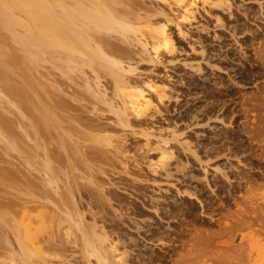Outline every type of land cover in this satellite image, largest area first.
<instances>
[{
  "label": "bare ground",
  "instance_id": "bare-ground-1",
  "mask_svg": "<svg viewBox=\"0 0 264 264\" xmlns=\"http://www.w3.org/2000/svg\"><path fill=\"white\" fill-rule=\"evenodd\" d=\"M180 1L183 2L184 0ZM180 1L176 3L180 4ZM17 2L19 3V1ZM221 2L224 3V1ZM228 2L226 1V3ZM44 3L43 12L46 26L43 32L47 38L43 42L45 49L43 48L44 53L42 58H40L41 61L38 59L40 68L39 66L35 67L33 60H35L36 56L32 52L28 54L29 62L25 63L26 66H23V72L21 69L22 65L18 59V53L15 54L14 52L11 56L14 64L10 80L11 87H7L6 89L0 87V264H67V262L68 264H155L153 263L155 261L153 257L151 255L148 256L145 250L148 248L147 240L164 241V238L160 234V232L163 233V225L158 220H166L168 227H172V223L183 227V229L181 228V232H179L180 238H175L174 240V237L172 238L175 243L171 245L172 247L170 246V252H173L177 246H180L178 242L183 244L184 239H181L182 233L185 234L187 233L186 231L190 230L191 226H188L190 224L188 217H186V213L190 212L187 211L185 213L183 211L180 214L176 212L177 210L175 209L177 207L175 208L176 201L174 200L176 198H174V195L170 196L171 198L169 196H157L154 192L151 193L153 188L148 193L144 186H142V183L140 184L143 180L141 178L140 180L133 178L132 180H135L133 184H128L133 190L131 197L133 196L134 199L125 201V205L122 204L121 209H111L115 207L113 205V201L116 200L114 186L118 182H115L113 177H110V166L115 162V157H118L119 153H123L120 149H123L125 146L120 148L122 143L119 146V141L117 140L119 136H116L115 139V135L103 134L106 133L109 125L112 123L105 121L107 120L106 116H108L107 113H113L116 116H114L115 121L112 119L114 121L112 125H115L116 122V126L119 124L122 128H125L124 130H127L129 127L131 128L130 120L132 122V117L139 116L141 120H144L148 109L152 107L153 99L151 100L150 98L148 100V95L146 94L149 92H153L155 93L154 96H157L158 104L154 103L157 105L155 108L158 114H161L163 111H167L169 114L172 113V110L183 113L181 108L188 112L187 108L192 105L191 103H198L203 98L206 99L205 95L198 92L201 89V82H209L214 86L217 85V82L215 83L217 78L210 71H206L200 61L198 64L186 62V66L192 72L189 79L193 81L188 82L185 77L184 79L181 78L182 83L180 85H185H181L183 89H179L176 83L174 88L168 89L169 85L164 82L163 78L154 77L157 73L154 75L153 72L158 69L150 72L152 64L162 63L157 60V54L159 52L161 54L163 48L169 49L168 52L173 53L177 47L175 48L176 45H174L172 37L168 35V26L166 25L168 22H162L161 26H159L161 23L157 24V19V23L154 22V18L160 12L157 9L149 7L148 0H44ZM192 3L194 4V1ZM188 5L191 4L189 3ZM227 6L231 7V5ZM186 7L187 14H189V11H193L192 8L191 10L189 9L190 6ZM18 8L20 7L18 6ZM230 9L228 10L230 11ZM249 10V8H245L244 14L252 16L253 12ZM185 17L193 18L192 15ZM52 20L57 21L56 35L55 32L52 35L50 29ZM34 21L36 22V20ZM35 29L37 30V28ZM179 32L185 35L184 32ZM234 42L235 45L238 44L236 40ZM196 44L198 45V43ZM195 45L193 44L191 51L193 53L197 51V55H201V51H198ZM233 45L234 43H228L227 47L229 46L230 48H228L231 49L234 47ZM216 47L209 54H202L203 57L201 59L207 62L209 70L219 67L212 64L213 60L226 61L228 58L227 55L221 53L222 46H220V49ZM146 63L152 65L150 67L151 70L148 68L147 72L145 71L146 69L143 70L140 67V65L143 66L142 64ZM20 69L22 72H20ZM193 74H195L194 77ZM3 99H6L7 102ZM5 103L9 104L5 105L6 107H1ZM161 105H165L163 111H161ZM101 106H105V109ZM184 106L187 108L185 109ZM195 106L193 110L195 116H193L191 124L189 125L188 123L186 125L187 128H191L194 125L198 127L202 123V121L200 123V121L196 120L199 119L204 110H201L202 106ZM167 112L165 115H167ZM148 115L149 113L146 116ZM137 120L140 119L137 118ZM102 121L107 123H104L106 124L105 126L101 124L103 127L100 125V123H103ZM164 121L167 123V117ZM145 123L147 125L146 121ZM140 124L142 126V123ZM155 125H157L156 122ZM171 125L173 126V124ZM148 126H151V122ZM148 126L146 127L148 131L151 132L152 130L153 132L154 125L150 130ZM175 126H177V123ZM205 127L207 126L205 125ZM146 128L144 127L143 129ZM159 129L157 131L160 134L162 133V128ZM140 131L137 130L139 134ZM168 136L170 137L169 139H174V142L181 143L180 140H184L180 139L177 131H171ZM205 136L203 133L199 134L200 141L194 142V145L189 144L188 138L186 140L188 143L181 144L185 149H192L200 162H203L199 156L201 150L204 151L206 149V157L207 152L213 149V146H209L211 142L202 140L205 139ZM209 138L216 139L217 137L215 134V136L211 135ZM126 141L124 142L127 143ZM155 141L153 142L156 146L152 145V147H154V150L161 151V153L159 152L161 157L158 155V161H154L153 159L151 161V158H149L151 163L149 162L150 165L148 166L154 168L156 172L162 169L165 170L167 176H174L171 173L173 172L171 166L173 167V164H176L177 167L174 168L177 171H174L176 173L180 171L182 175L174 176V179L186 187H183L182 194L188 195L189 198L200 200V194L203 190L201 183L203 182L202 180H205L208 184L207 175L202 179L196 175L194 176L193 173L191 174L188 171L190 169L182 171L180 166L184 165L183 167H185L189 165V162L186 164V160L184 163L182 157L176 156L175 148L171 144L172 141H165L161 147H158L159 144H156L157 141ZM148 146L149 144L147 148ZM181 149L179 150L180 152ZM147 150L151 152V149L149 150L148 148ZM157 151L155 150L156 153ZM188 153L190 154V152ZM126 157L128 156H125V159ZM221 170L218 168L213 170L212 176L214 181L218 182L220 177H227L229 175H227V172ZM123 183L121 184L125 187L124 184L127 183ZM118 184L117 187H122L121 184V186ZM217 186L219 185L217 184ZM159 187L157 186V189ZM235 187L231 185L228 193H235L233 191ZM131 188L126 186L125 190L127 189L131 192ZM161 189L163 188L161 187ZM235 189L237 191V188ZM167 194H169V191ZM178 194L180 195V190ZM139 201H142L141 204L146 205L148 208L142 207L138 203ZM203 201L200 200V206L204 209L206 206H204ZM208 208L211 209V212L212 210L214 212L216 209L213 204H209ZM111 211L125 224L134 226L138 231V237L124 238L125 233L123 237L120 235L122 234L120 230V234L115 232L118 227V224L116 225L115 222L113 228H116V230L111 227L112 231L108 223V215ZM215 212L217 213V211ZM151 213H155V216ZM243 215H245L244 212ZM243 215L242 218L239 217V220L235 216L236 221L231 217L232 221H235L234 223L236 224L232 223L233 226H231L229 222L226 223L225 228L224 226L222 227L226 231L225 234L229 233V231L230 233L231 231L238 232L239 230L249 228L245 226L253 228L252 225L256 219L253 221L254 218L250 216L252 218L250 220L248 218L249 215L246 213L248 221ZM218 221L220 222V220ZM109 228L110 232L112 231L113 235L115 234L117 237H111ZM262 228L264 230V226ZM200 233L199 235H201ZM166 236L170 237L169 234ZM208 236H201V238L199 236L198 243L195 241L198 245H204V248L200 249L202 256L204 253V257L208 254L205 250L207 248L211 249L209 247L216 241L215 235ZM218 236L220 238V235ZM236 239L238 240V237L233 240ZM141 240H145L143 246L141 245ZM211 240H214L213 243H211ZM221 243L219 241L214 244L215 249L220 247L221 245L219 244ZM69 244L75 246L74 253L71 255L70 252L69 254L67 252ZM130 244H132V247L135 246L137 252L131 249L132 247L128 248ZM123 245L124 249H122L123 247L121 248ZM220 248L218 249L220 250ZM230 248L232 251V247ZM167 254L169 253L167 252L164 256H167ZM234 255L232 256L234 257ZM133 258L136 259L135 262H132ZM230 261V264H241L240 259L238 261Z\"/></svg>",
  "mask_w": 264,
  "mask_h": 264
},
{
  "label": "rangeland",
  "instance_id": "rangeland-1",
  "mask_svg": "<svg viewBox=\"0 0 264 264\" xmlns=\"http://www.w3.org/2000/svg\"><path fill=\"white\" fill-rule=\"evenodd\" d=\"M17 1H19V3ZM154 1L155 0H148V4H149L148 6L151 8L157 9L158 12H160L159 15H157L158 18L157 16L154 18L155 20L154 22L157 23L158 21L157 23L158 25L159 23H161L159 26L163 24L162 22L164 23L168 22V24H166L168 26L167 27L168 35L172 37L174 45H176L175 48L176 47L177 48H176V51H174L173 53L171 52L169 53L168 52L169 49L166 50V48L162 47L163 48V49L161 48L162 51L160 50L161 54L160 52L157 54L159 56V58L157 56V60L161 61L162 62L161 64H155V65L152 64L154 67L156 66L155 68L150 63H146L147 65L142 64L143 66L140 65V67L143 68V70L146 69L145 70L146 72L148 71V68L150 69L151 66H152L151 67L152 70L150 69L151 70L150 72H153L155 69H158L153 72L154 75L155 73H157V75L155 76L153 75V76L155 78L156 77L163 78V80H165L164 82H166V84L169 85L167 87L168 89L174 88L176 84L178 85L177 87L179 89H183V87L181 88V85L182 86H185V85L183 84L180 85V83H182L181 78L184 79L185 77L186 81L188 82L189 81L191 82L192 80V79H189L192 75L191 74L192 72L186 66V64L187 63L198 64L200 61L202 62L205 70L210 71L215 76V78H217V80L215 81V83L217 82L216 83L217 85L213 86L209 82L207 83L201 82V89L198 92L205 95L207 100L203 98L204 100V101L202 100L203 102L202 101L198 103L196 102L197 104L193 102L194 104L191 103L192 105H190V107L188 108L184 106V108L185 109L187 108V111L188 110L189 111L186 112L183 110V108H181L183 113H179V111L174 112L172 110V113L168 114L167 111H163L165 108V105H161L160 108H162L161 111L163 112L161 113L162 115L160 113L158 114L155 108V106H157L156 104H158L157 98H156L157 96H154L155 93L153 92L152 93L149 92L150 94L146 93L148 95L147 96L148 100L150 98L151 100L153 99L152 107L148 109L149 117L146 116L148 114L147 113L144 116V120L142 119L143 120L142 121L141 117L139 116L134 117L133 116L134 114L131 115L133 116L132 117L133 119L130 117L132 119V122L130 120L131 128L127 127L128 128V129L126 128L127 130H124L125 128L124 127L122 128V126L119 124H117L116 126V122H115V125L114 124L112 125V123L115 121L114 116L116 115L113 113H107L109 117L106 116L107 120L105 121L107 123L108 121L112 123L111 125H109V128L107 130L108 132L106 131V133H103V134H106V135L108 134L112 136L115 135L114 138L116 136H119L117 137V140L119 141V146H121V143H122V146L120 148H123L125 146L123 149H120L122 150L121 152L123 153H119L118 157H115L114 163L112 161L114 166L112 164L111 166L109 165L111 168L109 172L110 177H113L114 181L115 182L117 181L119 183V184L117 183L119 186H121L122 185L121 183L123 182L127 183V184L123 183L125 187L123 185L122 187H117V184L114 186L116 200H114L115 202L113 201L114 203L113 205L115 207L114 208L112 207L111 209L112 210H114L115 208L121 209L122 206L125 205L124 204L125 201H128V200L130 201L134 199L133 196L131 197L133 190L129 185L133 184V182L135 181V180H132L133 178L134 179L136 178L139 180L141 178L143 180L142 182H140V184L142 183V186H144L145 190L148 193H150V191L153 188L154 191L152 190L151 193L154 192V194H156L157 196H163V197L171 196L172 197L174 195L175 196L174 198H176L174 199L176 201L175 208L177 207L175 209L177 210L176 212L179 214L183 211L185 213L187 211L190 212V213L188 212L186 213V217H188L189 224H190L188 226H191L192 228L190 227V230L186 231L187 233L185 234L182 233L183 236L181 237V239L183 238L185 243L183 241V244H184L183 245L181 242H178L180 246H177L176 250L173 252H170V246L174 245L175 242L173 240L175 238L176 239L180 238L179 232H181L183 227L176 226L177 224H174V223H172V227H168L166 220H158L159 223L161 221L160 224L163 225L162 230L164 234L162 232H160V234L162 238H164V241L162 242L158 240H156L157 242L151 241V240L146 241L148 248L145 250V252H147L148 256L151 255L153 257V260L156 261V262L154 261L153 263L155 264H161V263L162 264H179V263L182 264L184 262L183 264H194V263L195 264H230L231 262L230 260L238 261L240 259L241 264L243 261H244L243 264L244 263L264 264V230L262 228L264 226V222H263L264 220L263 219L264 218V0H193L194 4L192 3L193 2L192 0H188L191 5H188L189 3L187 0H184L185 2L184 1L182 2L180 0H176V1L174 0L175 2L173 0L172 1L171 0H167V1L166 0H156V2ZM178 1H180V4H177ZM221 1H224V3ZM226 1L227 2L229 1L228 2L229 4L226 3ZM149 2H152V3H149ZM44 4H45L44 0H13V1L12 0H0V47H1L0 48V51H1L0 52L1 53L0 54V69H1L0 70V87H3L5 89L7 87L8 88L11 87L10 80H11L12 70L14 68V64H13V60L11 56L14 54V52L15 54L18 53V56H19L18 59L22 65L21 69L23 72H24L23 66H26L25 63L27 64L29 62L28 54L32 52L36 56L35 60H33V63L35 67L39 66L40 68V62L38 63V59L42 58V55L44 53L43 48L45 49V45L43 42H45L44 40L47 38L46 34H44L43 32L46 26V22H45L46 19H45L44 12H43ZM192 4L194 7L192 6ZM227 5H231V7ZM18 6L20 8H18ZM186 6H190L189 7L190 10L191 8L193 9V11L191 12L188 9L189 14L192 12L194 13V14L193 13L191 14L193 17L192 19L189 17L188 18L185 17L187 15L191 16L187 14ZM245 8H249L250 9L249 11L253 12L252 16H248L247 14L246 15L244 14ZM160 9H162L163 11L161 10L162 11L161 12ZM228 9H230V11ZM184 12L187 15H185ZM217 17H219V19H217ZM34 20H36L37 23ZM218 20L220 23L217 22ZM157 24L156 26H158ZM35 28H37V30ZM56 28H57V21L52 20V23L50 26L52 35L54 34V32L56 35V31H55ZM11 30L13 31L11 32ZM179 31L184 32L185 35L180 34ZM4 32L6 33L8 32L7 35ZM215 35L217 36L216 38H215ZM234 40H236L238 44L235 45ZM196 43H198V45ZM228 43L230 44L234 43L233 45L234 47L229 49L230 47L229 46H228L229 48L227 47ZM193 44L194 45L196 44L195 46L197 47L198 51H201L202 54L204 53L206 55L209 54L210 51L215 49L216 46H217L216 48H219V49H220V46H222L223 48L221 49L222 50L221 53L227 55L228 58L226 59V61L215 60L216 61L215 62L213 60L212 64L215 65L216 67L217 66L219 67L215 69L212 68V70H209V68L207 67L208 65L207 62L201 59L203 55L202 54L197 55V51L194 53L191 51ZM199 44L202 45L204 49L202 48V46L200 48ZM198 54L200 53L198 52ZM21 69H20V72H22ZM1 75H3L4 77ZM194 76L195 74H193V77ZM158 83L162 84L161 82H158ZM154 97L156 98V100ZM3 100L7 102L6 99H3ZM154 102H156V104ZM8 104L9 103H5L4 105L2 104L1 107H6ZM195 105L202 106L201 110L202 111L204 110L203 114L200 115L198 120H196V121H200V123L202 121V123L198 127L194 125L191 128L190 127L187 128L186 125H188V123L190 125L192 122L191 120H193V116H195V112L193 113V110L196 108ZM101 107L105 109V106H101ZM106 110H107V107H106ZM166 112H167V115H165ZM150 116L155 121L152 120ZM166 117L168 120L167 123L165 122L166 120L164 121ZM137 118L140 120H137ZM112 119L114 121H112ZM105 121L104 122L102 121L103 123H100V125L103 124V126H105L107 124ZM145 121L147 122V125L146 123L144 124ZM139 122L142 123L143 127L140 126L141 124ZM150 122H151V126H150L151 128L148 126L150 125ZM155 122L157 125H155ZM175 122L177 123V126H175L176 125ZM169 123L173 124V126ZM153 125H154V128H153ZM205 125L207 127H205ZM147 126L149 130L153 128L155 130V131L153 130V132H155L157 135L153 133L152 130L151 132H149L148 129L146 128ZM168 126L170 127L171 131L178 132L180 139H184V140H180L181 143H178L177 141L174 142V139L173 140L169 139L170 137L168 136V134L171 131L170 129H168L169 128ZM144 127L147 130L143 129ZM159 128H162L161 129L162 133L166 131L165 132L166 134L165 133H164L165 135L162 133L159 134V132L157 131V129ZM175 128H177L179 131ZM216 128H218L219 130ZM137 130H141L140 134L137 132ZM135 133L136 134L138 133V134L136 135ZM202 133L206 135L205 139H202V140L206 142H211L209 146L211 147L213 146L212 147L213 152L210 150V152H207L206 157H205L206 149L204 151L201 150L199 156L202 158L201 160H203V162L202 161L200 162L194 155L192 149H187V148L185 149L181 144L188 143L186 141L188 138V141H190L189 144L194 145V142L196 143L197 141H200L199 140L200 138L198 137V135ZM215 134L217 137L216 139L209 138L211 137V135L215 136ZM169 140L170 142L171 141L173 142V143L171 142V144H172V147L175 148L173 149L174 151H176V154H177L176 156L182 157V160L184 159L183 160L184 163L187 161L186 164L189 162L188 163L189 165L187 166H190L191 168L190 167L187 168V166L183 167L184 165L180 166L182 171H184L185 169L186 170L190 169L188 171L191 174L193 173L194 176L196 175L198 176V178H202V179L205 178V175H207L208 184H207V181L202 180L203 182L201 183V186L203 190H202V193L200 194V197H201L200 200L201 201L205 200L203 201V203L205 204L204 206H206L204 209L202 206H200L201 203L199 199L189 198L188 195L182 194L183 189L186 187L179 184L177 181H175L176 179H174V176L182 175V172L180 173V171H178L179 173H176L174 171V170L177 171V169L174 168V167H177L176 164H173L174 165L173 167L171 166V168H173V172L171 173H173L174 176H169V175L167 176L165 173V170L158 169L160 173L162 174L161 175L159 171L156 172L154 168H151L150 166H148L150 165L152 159L154 161L155 160L158 161V155L161 157V154H159V152L161 153V151H157V149H155L158 153L157 154L154 150V147H152V145L153 146L155 145L153 141H155L156 144L157 143L159 144L158 147H161L165 143V141H169ZM124 141H126L127 143H125ZM148 141H151V142H148ZM147 142L149 146L153 148L152 149L148 146L149 150L151 149V152L147 150L148 149L147 148L148 144L146 145ZM180 149H181V152L179 151ZM188 152H190V154ZM122 154L123 156L125 155L128 157H126L125 159V156L123 157ZM202 155L204 158L202 157ZM149 158H151V161L149 160ZM224 167L226 170L224 169ZM217 168L222 169L221 171L227 172V175L229 174L227 177L225 176L220 177L218 179L219 183L217 181H214L213 176H212L213 170ZM140 174H142L143 176ZM165 175L167 178L165 177ZM168 177H172V178H168ZM217 184L219 186H217ZM231 185L236 186L235 188H237V191L234 188L233 191H235V193L233 192L234 193V194L232 193L233 195L231 193H228V191L231 189L230 188ZM126 186L131 188L130 189L131 192H129V190L127 189H126L127 191L125 190ZM157 186H160L159 189H157ZM161 187L163 189H161ZM166 188L168 190H164ZM155 189L158 191L156 192ZM179 190H180V195L178 194ZM168 191H169V194H167ZM158 192L159 193L161 192L162 194L161 193L159 194ZM138 203H140L142 207L146 209L148 208L146 205L143 204L144 205L143 206L141 204L142 201H139ZM209 204L210 205L213 204V206L216 208L215 211H217V213L215 211L214 213L213 210L211 212V209L208 208ZM219 206L222 209H220ZM178 207H180V209H178ZM242 211L244 212L245 215H243ZM261 211L263 212V214ZM246 213L247 215H249L248 218L250 220L252 218H254L253 221L256 219L254 222L258 225L256 226V224L252 221L253 222L252 226L254 229L250 228V226H245L249 228L245 230H239L238 232L231 231L230 233L229 231V233L225 234L226 231H224V228H225L226 223L229 222L230 225L233 226V224H236L234 223L236 219L239 220V217L242 218V215L244 216V218L246 217L245 218L246 220L249 221ZM151 214L155 216V213H151ZM114 215L115 214L112 211L108 215L109 216L108 223L110 225L109 226L110 228L114 227L113 225L115 222L116 225L118 224L117 231L115 232L119 234L121 232L122 234L120 235L122 236L125 233L124 234L125 237L123 236L124 238H127V237L137 238L138 237L139 235L137 233L138 231L136 230L134 226L125 224L119 219V217H116V215L115 216ZM235 216H237L236 219H235ZM231 217H233L235 221H232ZM218 220H220V222ZM222 222H225V223H222ZM193 223L195 226L193 225ZM223 226L224 228H222ZM175 227H178V228H175ZM110 228H109V232H110ZM112 228H111L112 231L113 229L116 230V228H113V229ZM259 228L261 229L259 230ZM112 231L109 233L111 237L115 236V234L113 235ZM167 231L170 233H168ZM202 232L205 234H203ZM167 233L170 235V237L166 236L168 235ZM199 233L201 235H199ZM233 233L235 234L233 235ZM195 234H198V235H195ZM212 234L216 236L215 238L216 241L213 240L215 242L213 243V241L211 240L212 241L211 243H213L209 247L211 249L207 248L208 250L207 249L205 250L208 252L207 254L208 256L205 255L204 257V253L202 256V252H200V249H203L204 245L202 244L198 245L197 244L198 239L201 238V236L205 237V235H207V237H209L208 235H212ZM217 234L220 235V238ZM163 235H165L167 238ZM115 237H117V235ZM158 237L160 236L158 235ZM237 237H238V240L236 239L237 241L233 240L234 238H237ZM169 240H171L172 243ZM195 241H197V243ZM219 241L222 242L221 244H219L221 245L220 247L222 249L218 247L220 248V250L218 248L215 249V246H214V244L218 243ZM144 242L145 240H141L142 246ZM240 245H243V246L240 247ZM131 247H132V244H130L128 248L130 249ZM230 247H232L233 249L232 251L230 250L231 249ZM121 248L124 249V245L121 246ZM131 249H134V251L136 250L135 246L132 247ZM68 250H67L68 254L69 252H70V255L73 254L74 253L73 250H75V246L69 244ZM166 250H169V251H166ZM135 252H137V250ZM148 252L150 253L148 254ZM167 252L169 254H167V256H164L166 255ZM174 252L176 253L174 254ZM186 253H187V256H186ZM200 254L202 257L200 256ZM232 255H234V257ZM244 255H245V259H244ZM213 256L215 257V259ZM164 257L165 258L167 257L166 260H164L165 259ZM133 259H132V262H135L136 259L135 258ZM184 260L187 262H185Z\"/></svg>",
  "mask_w": 264,
  "mask_h": 264
}]
</instances>
